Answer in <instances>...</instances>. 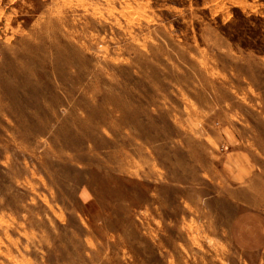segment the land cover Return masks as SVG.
<instances>
[{
    "label": "rangeland",
    "instance_id": "1",
    "mask_svg": "<svg viewBox=\"0 0 264 264\" xmlns=\"http://www.w3.org/2000/svg\"><path fill=\"white\" fill-rule=\"evenodd\" d=\"M242 211L264 0H0V264H264Z\"/></svg>",
    "mask_w": 264,
    "mask_h": 264
},
{
    "label": "crops",
    "instance_id": "2",
    "mask_svg": "<svg viewBox=\"0 0 264 264\" xmlns=\"http://www.w3.org/2000/svg\"><path fill=\"white\" fill-rule=\"evenodd\" d=\"M232 229L236 232L238 243L250 245L253 240L255 247L264 244V218L256 212H240Z\"/></svg>",
    "mask_w": 264,
    "mask_h": 264
}]
</instances>
